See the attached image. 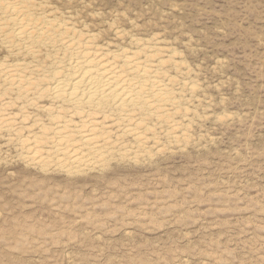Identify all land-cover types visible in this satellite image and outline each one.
<instances>
[{
    "label": "rangeland",
    "instance_id": "obj_1",
    "mask_svg": "<svg viewBox=\"0 0 264 264\" xmlns=\"http://www.w3.org/2000/svg\"><path fill=\"white\" fill-rule=\"evenodd\" d=\"M22 1L72 27L25 45L0 3V264H264V0ZM85 46L152 54L170 100L139 136L96 111L102 154L71 133V164L54 126L84 115L51 88Z\"/></svg>",
    "mask_w": 264,
    "mask_h": 264
},
{
    "label": "bare ground",
    "instance_id": "obj_2",
    "mask_svg": "<svg viewBox=\"0 0 264 264\" xmlns=\"http://www.w3.org/2000/svg\"><path fill=\"white\" fill-rule=\"evenodd\" d=\"M3 1L0 0V3ZM6 5L10 8L11 15L16 16L18 24L12 34L23 40L25 45L39 37L40 40L54 42L56 31L49 30L50 27H61L64 30H70L72 27L46 17L37 24L31 18L28 5L22 0H6ZM66 42V50H78V42L73 40ZM94 49V47L85 46L80 55L73 60V69L68 73L58 72L60 78L51 88L55 99L68 103L73 108V115L75 113L84 115L83 121H80L83 129L75 128L68 132L65 128L69 124L63 125L59 121H56L54 126L56 151L71 164L90 163L84 155L71 154L67 151L73 136L71 133L80 135L82 144L88 145L89 150L98 155L102 154L104 146L96 133L98 120L95 119V114L107 113L104 118L108 119L111 118L110 115L115 116L118 111L122 116L120 119L126 122L122 131L139 136L136 126L131 124L135 117L134 113L143 107L154 113L170 100L168 87L158 76L157 71L151 68L152 65L146 62L148 60L146 56L151 57L152 54L140 56L136 52L129 51L128 55H123L124 60L120 64L116 57L108 58L104 53H98ZM7 71L12 73L14 69L9 68ZM113 120L118 119L113 118Z\"/></svg>",
    "mask_w": 264,
    "mask_h": 264
}]
</instances>
